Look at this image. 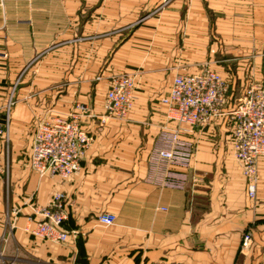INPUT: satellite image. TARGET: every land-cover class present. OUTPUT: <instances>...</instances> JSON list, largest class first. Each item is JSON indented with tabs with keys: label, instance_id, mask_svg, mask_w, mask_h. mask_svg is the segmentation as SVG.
Returning a JSON list of instances; mask_svg holds the SVG:
<instances>
[{
	"label": "crops",
	"instance_id": "1",
	"mask_svg": "<svg viewBox=\"0 0 264 264\" xmlns=\"http://www.w3.org/2000/svg\"><path fill=\"white\" fill-rule=\"evenodd\" d=\"M206 69L229 81L227 111L248 87L264 86V0H0L3 120L9 108L0 264H264V157L251 199L234 156L232 116L191 128L162 102L176 75ZM119 75L135 79L128 118L104 125L82 118L95 140L80 171L69 179L34 173L40 120L76 103L103 115ZM179 128L195 144L188 181L161 188L147 180L148 158L164 129ZM56 193L69 213L64 243L31 232ZM103 213L115 223L101 224Z\"/></svg>",
	"mask_w": 264,
	"mask_h": 264
},
{
	"label": "built area",
	"instance_id": "2",
	"mask_svg": "<svg viewBox=\"0 0 264 264\" xmlns=\"http://www.w3.org/2000/svg\"><path fill=\"white\" fill-rule=\"evenodd\" d=\"M134 90L133 76H114L103 115L93 114L84 103H76L67 113L48 111L33 135L29 157L31 170L41 178L69 179L77 174L86 151L95 140L82 127V118H95L102 125L109 120H126L133 107ZM230 92V83L224 76L206 69L196 74L176 75L162 102L168 105L173 119L191 128L202 129L225 113L232 116L234 156L246 180L248 196L254 199L259 180L258 161L264 157V86L253 84L248 87L244 96L227 111ZM6 115L4 120L0 117V174L8 172V164L1 159V153L3 146L9 144V108ZM6 150L8 154V148ZM194 152V142L183 138L180 128L164 129L150 152L147 180L161 188L184 189ZM39 212L43 219L31 232L47 241L66 242L71 232L64 229L69 213L63 193L54 194L50 203ZM98 221L110 226L116 217L103 213L98 216ZM250 241L251 235L246 232L242 245L247 247Z\"/></svg>",
	"mask_w": 264,
	"mask_h": 264
},
{
	"label": "rangeland",
	"instance_id": "3",
	"mask_svg": "<svg viewBox=\"0 0 264 264\" xmlns=\"http://www.w3.org/2000/svg\"><path fill=\"white\" fill-rule=\"evenodd\" d=\"M225 77V76H224ZM226 78V77H225ZM231 93V92H230Z\"/></svg>",
	"mask_w": 264,
	"mask_h": 264
},
{
	"label": "trees",
	"instance_id": "4",
	"mask_svg": "<svg viewBox=\"0 0 264 264\" xmlns=\"http://www.w3.org/2000/svg\"><path fill=\"white\" fill-rule=\"evenodd\" d=\"M231 100H232V98H231ZM231 100H230V101H231Z\"/></svg>",
	"mask_w": 264,
	"mask_h": 264
}]
</instances>
